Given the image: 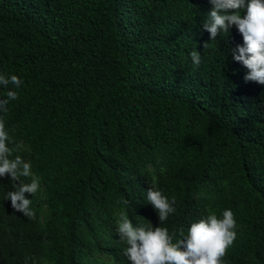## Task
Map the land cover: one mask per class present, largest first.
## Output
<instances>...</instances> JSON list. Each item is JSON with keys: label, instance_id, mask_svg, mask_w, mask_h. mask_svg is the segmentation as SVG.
Listing matches in <instances>:
<instances>
[{"label": "trees", "instance_id": "16d2710c", "mask_svg": "<svg viewBox=\"0 0 264 264\" xmlns=\"http://www.w3.org/2000/svg\"><path fill=\"white\" fill-rule=\"evenodd\" d=\"M212 8L0 0V74L23 81L9 86L18 99L0 119L13 158L40 180L25 193L30 219L6 199L13 181L0 178V264H74L68 250L82 258L85 238L99 235L114 251L121 211L134 226L168 228L175 243L181 228L226 209L237 234L221 264H264V85L233 59L244 43L235 26L216 40L203 29ZM150 188L175 198L163 224Z\"/></svg>", "mask_w": 264, "mask_h": 264}, {"label": "clouds", "instance_id": "9594fccd", "mask_svg": "<svg viewBox=\"0 0 264 264\" xmlns=\"http://www.w3.org/2000/svg\"><path fill=\"white\" fill-rule=\"evenodd\" d=\"M210 3L213 8L203 23V29L210 33L212 40H216L218 34L227 35L235 26L244 43L237 46L233 59L248 69L244 77L246 81L264 85V0H210ZM190 55L192 63L199 66V53L193 51ZM22 84L23 81L16 75L0 74V86L6 89L10 85L19 88ZM16 99L18 93L9 89L6 97L0 99V113H7L9 102ZM10 143L13 141L6 131L4 120L0 119V178L10 177L16 189L9 191L6 199L11 201L17 212L34 219L35 212L30 207L32 201L26 198L25 193L34 195L40 180L32 173L30 163L19 155L13 158L14 149L9 147ZM19 148L17 145L15 150ZM21 177L30 178V182H24ZM16 181H19L18 185ZM147 201L156 211L160 224L176 211L175 198L169 201L160 190L148 189ZM115 223L118 249L111 251L110 240L103 235L87 237L82 258L75 257L68 250L74 264H88L92 256L99 258L103 264H221V258L237 234L236 220L230 209L222 212V218L209 213L206 218L192 222L186 233L181 228L175 243V233L170 235L168 228L153 227L150 221L147 226H134L125 211L118 214Z\"/></svg>", "mask_w": 264, "mask_h": 264}]
</instances>
